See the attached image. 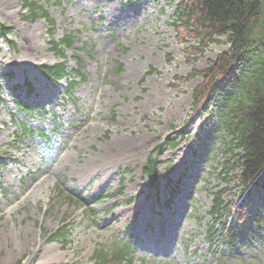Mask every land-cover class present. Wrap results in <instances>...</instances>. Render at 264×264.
<instances>
[{"label":"rangeland","instance_id":"374dc122","mask_svg":"<svg viewBox=\"0 0 264 264\" xmlns=\"http://www.w3.org/2000/svg\"><path fill=\"white\" fill-rule=\"evenodd\" d=\"M30 2L48 20L0 0V264H94L127 239L132 264H264V176L241 194L238 170L226 168L240 153L221 124L233 85L221 81L215 106L193 111L196 72L226 38L203 47L181 29L179 0ZM67 36L61 56L54 46ZM59 63L86 79L53 85L40 67ZM157 146L159 198L142 175ZM221 191L233 211L212 215ZM63 226L68 239L51 242Z\"/></svg>","mask_w":264,"mask_h":264},{"label":"trees","instance_id":"16d2710c","mask_svg":"<svg viewBox=\"0 0 264 264\" xmlns=\"http://www.w3.org/2000/svg\"><path fill=\"white\" fill-rule=\"evenodd\" d=\"M23 1L30 11V17L36 19L43 15L48 20L41 6L30 0ZM175 14L177 21L181 23V29L194 34L203 47L215 42V38H226L229 48L214 61H210L204 70L196 72L203 81L193 91V111L202 106H215L221 80L233 85L235 94L224 103L221 124L233 136L230 145L241 150L233 156L235 164H227L226 168L238 170L235 178L242 191H245L250 186L257 185L259 176L264 172V0H179ZM2 31L5 32L4 27ZM61 45L70 47L71 36L64 37L54 46L56 53L64 56ZM40 68L43 76L54 85L67 77L79 76L82 81L86 79L79 70L69 71L65 63L42 65ZM76 85L77 82L71 81L69 90ZM26 88L28 93L32 92L29 82L26 83ZM17 108L31 111L30 107L21 104H17ZM20 127L23 135L34 134L23 123H20ZM35 133L44 136L40 131ZM178 144L177 140L169 142V148L174 149ZM160 148L161 146L155 148L143 169L144 175L149 179V187L156 196L160 188L156 158ZM57 195L78 206H83L86 200L60 188L57 189ZM229 207L230 204L222 201L220 192L216 193L212 214L227 211ZM67 237L68 230L63 227L51 235L49 240L60 241ZM131 253L128 244H115V249L110 254L104 250L98 251L95 264H120L131 257Z\"/></svg>","mask_w":264,"mask_h":264},{"label":"bare ground","instance_id":"6f19581e","mask_svg":"<svg viewBox=\"0 0 264 264\" xmlns=\"http://www.w3.org/2000/svg\"><path fill=\"white\" fill-rule=\"evenodd\" d=\"M151 236H152V234H151Z\"/></svg>","mask_w":264,"mask_h":264}]
</instances>
